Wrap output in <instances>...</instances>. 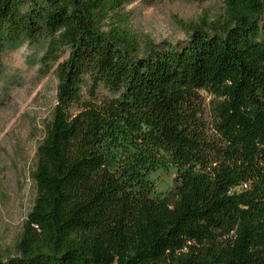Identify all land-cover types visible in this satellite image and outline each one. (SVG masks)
<instances>
[{
    "label": "trees",
    "instance_id": "1",
    "mask_svg": "<svg viewBox=\"0 0 264 264\" xmlns=\"http://www.w3.org/2000/svg\"><path fill=\"white\" fill-rule=\"evenodd\" d=\"M129 1L0 0V61L42 45L39 76L57 79L34 204L0 264H264V0H222L186 45L144 52Z\"/></svg>",
    "mask_w": 264,
    "mask_h": 264
},
{
    "label": "rangeland",
    "instance_id": "2",
    "mask_svg": "<svg viewBox=\"0 0 264 264\" xmlns=\"http://www.w3.org/2000/svg\"><path fill=\"white\" fill-rule=\"evenodd\" d=\"M223 12L222 0H130L124 9L140 52L149 43L184 46L189 42L185 29L212 24L221 19ZM43 52L42 45L26 42L7 48L0 61V256L3 258L15 256V244L33 207L36 188L31 173L55 105L54 72L39 76ZM200 94L206 133L212 135L209 126L212 98ZM174 178L172 172L151 175L156 194L173 197Z\"/></svg>",
    "mask_w": 264,
    "mask_h": 264
},
{
    "label": "built area",
    "instance_id": "3",
    "mask_svg": "<svg viewBox=\"0 0 264 264\" xmlns=\"http://www.w3.org/2000/svg\"><path fill=\"white\" fill-rule=\"evenodd\" d=\"M243 188H245V186H243Z\"/></svg>",
    "mask_w": 264,
    "mask_h": 264
}]
</instances>
